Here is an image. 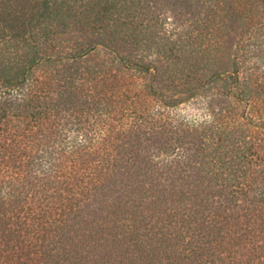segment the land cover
Listing matches in <instances>:
<instances>
[{
  "label": "trees",
  "instance_id": "trees-1",
  "mask_svg": "<svg viewBox=\"0 0 264 264\" xmlns=\"http://www.w3.org/2000/svg\"><path fill=\"white\" fill-rule=\"evenodd\" d=\"M263 32L264 0H0V264H264V72L214 71ZM203 70L238 92L175 114Z\"/></svg>",
  "mask_w": 264,
  "mask_h": 264
},
{
  "label": "rangeland",
  "instance_id": "rangeland-1",
  "mask_svg": "<svg viewBox=\"0 0 264 264\" xmlns=\"http://www.w3.org/2000/svg\"><path fill=\"white\" fill-rule=\"evenodd\" d=\"M174 28L175 27L171 23V20H166L162 28L159 29V33L161 34L162 37H167L169 40L172 41L176 37L175 33H177V31ZM253 35H256L254 36L255 38H253L251 42L247 41L244 45L240 44L239 42H237V40H235V43L230 48L229 52L223 53L222 56H219L216 59V62H214L215 63L214 71L221 72V69H224L226 72L231 73L230 71L234 69L233 64L238 65L240 66V68L238 69V78L240 81H242L243 78L246 77L247 72L248 73H253V72L257 73L258 71L264 72V41H262V44L260 42L261 44L260 50L252 48L250 47L251 45H249V44H253V42L255 41H257L258 43V41L259 40L261 41V39H263L264 36L260 38L259 34L258 35L253 34ZM253 49H255V52L253 51ZM111 57L112 54L106 52L105 50L99 51L98 54L92 55L90 57V61L88 63L90 65L101 64L103 65V67L107 69H109L110 67V72L113 74L117 72L116 75L120 77L122 69L120 67L118 68V66L115 65L116 63L113 66H109L108 64L109 59ZM182 71L186 73L185 70ZM209 72L210 71L203 70L200 76L186 80L184 79L177 80L181 77L180 74L177 72V76H176L177 79H174V81L171 84L172 86H170L168 83H164V84L161 83V89L164 93H166V95H168V97L171 96L173 100L181 101L174 108L175 114H181L183 116L188 115L193 117L199 115L200 113L205 112L206 108H210L209 107L210 105L212 106V108L210 109H214V108L216 109V107L218 108L222 107L220 105H217V104H222V102L219 103L220 101L223 102H226V100L227 101L229 100V102L231 101L230 98H227L226 93L230 90L232 95L234 92H238V90L234 91L233 87L227 88L229 85L225 86L224 83L219 81L216 82L214 85L212 84L211 87H209L210 85L207 86L206 82L208 81ZM249 76L250 75H247L248 78ZM177 81H181V82H177ZM184 82L187 83L186 86L184 85ZM182 83L184 86H182ZM199 83H201V85L199 86L201 88L199 89L197 88L198 89L197 90L196 87H198ZM172 87L174 88L176 87L177 90L175 89L173 91ZM188 87L190 88V90L195 92L196 96L189 98L187 100H183L182 98H184L188 94H181L182 90H185ZM207 88L210 90L207 91ZM260 91H262L260 90V88L258 89V87L255 84L251 83L250 94L257 96L259 93H261ZM222 105H224V103Z\"/></svg>",
  "mask_w": 264,
  "mask_h": 264
}]
</instances>
